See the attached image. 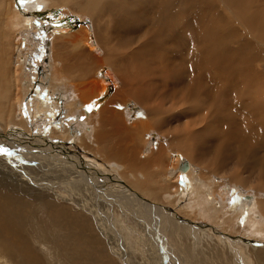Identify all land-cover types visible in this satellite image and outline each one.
<instances>
[{
	"label": "rangeland",
	"instance_id": "rangeland-1",
	"mask_svg": "<svg viewBox=\"0 0 264 264\" xmlns=\"http://www.w3.org/2000/svg\"><path fill=\"white\" fill-rule=\"evenodd\" d=\"M5 1L6 0H3V4L0 7L2 10V12L0 11L1 19L6 18L7 13H9L10 5L13 7L15 4L12 2L10 4V2ZM30 1L37 2L38 0ZM47 1L48 2L45 8L38 7L35 8V10L33 9L32 11L21 15L22 18L24 16L23 19H25L26 25L22 26L17 34L12 35L9 40L7 38L8 42H11L9 46L11 48H9L7 52L3 51L2 54H0V79L2 78L5 79L7 83L9 82L10 79L7 69L11 66V60L15 59V66L18 68L19 72H22L19 83H21V87L27 88L25 92V99L27 102H25V105H30L31 101L34 99H41L43 100V105H45L46 108L35 117V121L33 122L34 125L31 123L32 129L29 130L30 127L27 128V136L32 137V141L34 142H40L39 140H34V136H38L39 134V137L44 135L43 140L45 143H48L47 141L51 139L63 142L64 147H59L55 150L59 149L61 152L65 153V155H69L71 159H74L72 162L75 163L77 161V164L85 165L84 167L86 170H84L85 172H82L85 174L84 176L95 178L94 182L98 183L91 186L93 194L89 191L88 192L91 195H96L97 197L99 196V198L95 202L92 201L95 203L94 207L92 206L93 203L90 202L91 205L90 203V206L87 205V210L82 209L72 201L70 202L68 200V198H72L69 192L65 193L63 190L59 191L60 187H58L56 190L53 189V191L56 192L54 195L52 190H48L50 186H44L46 185L44 182H50V178L46 175L48 173H45L44 171L40 172L39 175V179L43 183L37 182L35 185H33L29 179L32 177H28L26 174H19L17 172L16 168L14 167L15 160H13V157L10 156V150L8 149V154L3 153L1 155H6L9 161L7 159H2L3 161L0 160V178H3V182L5 180L11 184H20V187L18 188V196L23 199V202H21L22 204H19V206L15 207V209L19 207L16 209V211H19V216H16L13 219L16 220L15 222H17L18 219V222L21 224L23 221L24 230L22 233H20V237L18 235L16 236V232L12 234L14 237L4 236L5 234L0 232V234L3 233L2 235L4 236V238L0 237V264H264V239H261L257 234H247V232H249L246 226L247 223L241 224V218L238 214H236L237 212H235V215L233 216L229 211V209L234 206V204H237L235 200L237 202L241 200V196H243V200L240 202L245 203L247 208H251L253 205L254 207H257V211H259V205L264 207V178H262L257 171L259 166L253 168V172H250L249 170H245V172H242V170L240 172H236L234 160L224 162L225 166L224 163L221 162L212 164L210 163L211 153L201 151L200 149L198 150L197 147L194 148V150L193 148H188L192 151H187L188 153L185 154V150H182L184 149L182 146L185 144L181 142H174L173 144H170L168 142L169 140L167 139L170 136L168 133L166 134L162 131L164 133L163 136L161 131L154 132L146 125V120L141 118L143 107L134 101L133 98L128 99L126 97V101L124 102L122 99L118 100V103H116L117 106L115 108L116 115H113L111 110H107V105L108 103L113 102V97H118L116 96V92L125 86H120L121 75L119 74L118 78L114 75L116 72L109 70L112 68V66L110 65L109 61H105V55H103L104 58L102 57L101 54H104V52H102L101 46H98V44L94 43L101 40V42H104V40L101 38L102 33L100 28H92L90 21L91 12H98V10L101 8H108V2L105 0ZM122 1V3L130 4L131 7H133L132 4H136L138 2L133 8H137L143 3L148 4L147 2L145 3L144 0ZM191 1L193 3H197L199 0ZM200 1L206 2V0ZM207 1H209V4L210 2H213L210 4L212 5V11H215L216 14L222 18V20H219L223 22L224 25L222 26H226L225 20L227 21L228 14L230 17H236L232 6L227 5V1ZM188 2L189 0H184L185 4ZM214 2L216 4H214ZM251 2L254 3L250 4V9H244L243 12L245 14L254 15V13H256V15H259L256 11H258V8H264V0H250V3ZM180 3L181 0H176V2L171 7V11L180 9L177 8ZM152 12L147 13L149 16L147 18L153 22V24H151V26L148 28L154 31H162L159 22H156L154 19V11ZM174 15H172L173 19H167L168 22L167 20H164V27L166 30L165 34L166 38H168L170 35L168 38L169 40L173 34V30L172 27L170 29V25L172 26L173 23L180 22L179 15ZM206 23L208 24V21H206ZM232 24H234L235 31L241 29V26L237 24V20ZM167 25L169 28H167ZM197 25L199 24L197 23ZM197 25L196 27L200 29H197L198 32H202L203 29L206 30L207 33L204 34V37L207 40H209L207 36L210 37L211 40L213 39L211 37V35L214 33L212 28L202 25H199L198 27ZM219 26L220 25H218V31L220 30L219 34L223 35L224 32H222ZM229 26L231 28L232 25ZM2 29L3 27H0V30ZM138 29L140 30V28ZM110 30L111 32L113 30L111 25ZM178 31H182V29L179 30L178 28ZM136 32H138V30ZM138 34L139 33H137L138 37L133 35L132 38H136L133 40L134 43L132 42L133 46L132 44L130 45V50H134V47L137 48L139 45L138 42L142 43L143 38L140 37L143 35V33L141 36ZM190 35H192V27ZM242 38L243 36L241 39ZM137 40L138 42L135 43ZM140 40L142 41L140 42ZM234 40L237 41L236 34ZM209 42L212 41L209 40L206 44H210ZM93 43L95 45H92ZM18 44H22L20 46L21 49L19 50L17 49ZM207 46L208 45H206V47ZM229 46L232 48L231 44ZM206 50H208V47ZM55 51L58 53L56 57L58 61L61 59L59 61L60 64L56 66L57 72L60 71L62 74H59L64 75V77L68 79V85L73 89V91L77 93L80 92L82 100H79L81 103H86L87 106H92L90 111L88 110L87 106H84L78 110L79 117L76 115L71 116V114L67 112L64 99L59 94H55L49 90V79L51 78V73H53L50 66L53 62ZM16 52H19V54H17L18 58L15 55ZM78 52L83 54V56L80 57H83L82 61L80 58L75 56V53ZM164 53H166V51ZM257 53L262 54L259 59L254 58V55ZM90 54H92L94 57ZM73 55L78 59V61ZM206 56L208 57L209 54H206ZM236 58L238 61H234V58L232 59L234 64H253V69L256 74L264 78V38L258 50L243 54L239 53V55H236ZM99 60H102V62H97ZM77 62L81 63V65L85 68V71L87 72L85 75L88 74L84 77V79H81L84 68L78 67ZM69 63L77 64L72 66V68L74 67V70L71 68L65 71L64 66H71ZM97 63L99 64L97 65ZM101 63L102 65L100 66ZM205 63L207 65L211 62ZM105 64L109 65L111 68ZM2 70H4V72H1ZM212 70L213 66L211 65L208 69L211 74H203L202 76L203 86L199 98H201L203 102L201 101L199 103L198 108L187 107L183 105V109L181 108V110L180 108H178V110L174 109V113L177 114L179 121L175 124L172 123L170 128L167 127L169 129H165V132H168L166 130H169L171 131L169 134H171L173 128H183V125H186L187 122L193 120V118V121H195V118H199L201 114L206 112V107H208V102L206 100L209 99L206 94L211 93L212 91L226 93L227 96L232 97H244L247 95L249 96L257 94V91L253 88L250 89L248 93H243L240 91L239 87L243 82L246 86L250 85L247 79H245V76L238 77L233 83L230 79L218 77L213 73ZM190 71L191 70H184L183 75H181L185 83L188 81ZM163 83L166 85H162ZM174 83L175 82H172L171 80H168V82H162L161 86L164 90L161 88L160 93L164 94L166 90L168 94L170 92L172 93V88H175V86L173 87V85H175ZM137 85H134L133 89H135ZM103 86H105V95L96 96L97 91H100ZM169 86L172 88L169 89ZM166 87L169 90L166 89ZM6 88L7 85L4 83V81L0 82V97L5 95L7 90ZM191 102L195 103L196 99L190 98L189 103ZM27 106L26 108H28ZM167 106H170L169 102L164 105V107L168 108ZM119 108L120 110L122 108L123 115L126 112L130 115L124 116V119L127 121L126 127L128 130H134V133L130 132V134L127 135L128 137L125 136L127 140L124 139V137V140L122 139L120 141L118 139L119 141H116V143L115 139L113 140V137H111V144L106 145V143H102L100 138L103 135V131H107L111 135L113 133V127L105 122V120V123L102 122V117L104 119L108 118L110 121L118 119L117 115H119L120 112ZM248 109L254 110V113L256 112L252 101L246 106V111ZM82 111H89V118L86 119V131H83L79 126V121H82L83 119L81 114ZM243 112L244 110L240 112L238 109H235L233 105L230 106V103H228V105L224 106L223 113H221V115L220 112L216 111L211 114L209 120H206L204 128H201V130L198 132L199 134L196 133L199 127H195L194 129L191 128L194 126H189V132L195 136L205 133L204 135L207 138H205L203 135V139L208 142L216 140L215 138L213 139V135L223 138L229 143L230 150L232 151L233 149L234 158L237 156H242L246 162H248V159L254 160V164L256 165L258 161L264 160V131L260 136H254L253 139L250 140L249 134L253 132L252 129L248 128L247 133H242L239 131L238 135L236 128H233V126L228 124H242L244 119H251L250 115L253 117V113ZM161 117H166V112L163 113ZM68 119L70 120L68 125L69 128L66 127V121ZM46 128H48V130H46ZM182 128H180L182 131L187 129L185 127L184 129ZM226 129H232L231 134L235 135L234 139L221 133V130L223 132L226 131ZM137 130H139V133ZM10 131L14 132L11 127L4 129L0 126V139L5 141L9 138V143H12L10 142V138L14 136L12 133H10ZM136 131L137 134H135ZM141 131L143 134L146 131L148 135H141ZM189 132L186 134H189ZM181 134L184 136L186 135L184 132ZM84 135H89V140L81 139ZM182 135L181 137H183ZM92 136L96 137H94L93 140H96L97 143L92 140ZM135 136L138 138L137 141L135 140ZM158 138L162 141L157 140ZM237 139L238 144L240 142L243 143V153H241L239 147L234 148L237 146ZM138 140L140 144L136 145V143H139ZM143 140H145V143H149V146L145 151L142 147L144 145V142H142ZM80 141L82 144L84 143L82 146H78V142ZM88 141L89 143H87ZM122 141L125 143L123 144ZM118 142H120V144ZM208 142H203V144L207 145ZM96 144L98 145L96 146ZM99 144H105L107 149L109 148L110 150H115L116 152L112 151V153H110L112 156L116 155L117 160L115 159L116 161H112L103 159L101 154L105 155V151L103 150L102 146H100L98 150ZM12 146H15V148ZM90 146H92L93 149H95L94 147L96 146V152L98 154L94 152L95 150L93 151ZM109 146H111V148ZM131 146L133 148H131ZM137 146H139L140 151L138 150ZM209 146L212 148L213 144L211 143ZM11 147L14 149V151L17 150L14 154L12 153L14 158L16 160L18 159L15 161L17 166H19V164L23 165L25 170L28 171L29 169L27 168L33 164L22 154H19L20 156L16 155L19 150L23 149H19L16 145H14V143L11 144ZM35 149H31V153L36 151L35 155L39 158H42L44 155L41 153L43 155L42 156L39 154V150ZM47 149L51 151L49 147ZM89 150L95 155H93L91 152H88ZM99 152L101 153L99 154ZM179 152H181V154ZM53 156V160L49 158L45 159L49 160L45 162V164L50 165L49 170L53 174V182H51V184L53 183V186L55 185V178H63L66 176H70L72 181L78 182L79 180L75 179L77 177L76 173L72 175L70 170H67L65 173H63L62 167L53 166V163L58 164L59 161L67 164L68 162H66L64 156L59 154L57 155V153H53ZM261 156L263 158L260 159ZM79 157H83L84 160ZM143 158L144 162L141 161ZM178 159L180 162H178ZM145 160L147 161L146 164ZM184 161L189 163L194 169L193 176L196 179L195 183L201 181L200 184H206L205 191L207 190L206 192H210L208 198L211 197L215 201H218V203L221 202L223 204L217 211L215 216L217 218L205 213V210L201 204H196V202H200L199 195L194 199L191 197V193L194 191L191 189H194L193 182L190 185V190L187 191L186 194L181 193L182 190H180L181 188L179 186L180 180L178 179V182L175 185V175L173 176L167 174L169 169H175L176 167L178 168V166H180ZM152 162L154 164H152ZM114 163L120 165L118 170L117 168H114ZM131 163L135 165L132 166ZM145 165L147 166L145 167ZM53 167L54 169H57L59 173H63V175L60 176L55 172L53 173ZM100 178H102L103 181H101L102 179ZM70 179H68V181H71ZM124 179L126 181H124ZM65 180L63 181L64 183H66ZM118 181H122L123 183ZM79 182L76 185H81ZM81 182L83 183L84 181ZM137 185L141 186L140 190L143 191V194H148V192L151 191V194L146 196L149 197L150 200L152 199L155 204H145V208L144 205H140L136 200L130 198L132 195H124L125 193L123 194L122 192H119V190L123 192L136 190L139 192L140 190H137L135 187ZM105 188L106 190L104 191ZM205 191H202L200 195ZM76 192L78 195H82V192ZM213 193L214 195L212 196ZM60 194L63 195L59 197ZM245 197H250V200H248V202L244 201ZM128 198L129 200H127ZM195 200L197 201L195 202ZM130 201H133L131 202L132 204ZM96 202L99 203L96 204ZM123 202L126 205H122ZM131 206H138V209H141V211L148 210L150 222L152 223L151 227L140 222V215L138 218V215H135V211L132 209L131 211L133 212H131L128 208H132ZM147 206H152L153 208H151L153 210L149 207L147 209ZM90 209H94L95 213L97 214H94V212L91 213ZM139 211L140 210L137 212ZM96 215L99 217L98 219L96 218ZM146 216L147 215L145 214L141 217L143 218ZM258 216L259 218L256 221L261 223L263 217L259 212ZM153 217H156V219ZM97 220H99L100 224H98L99 222L95 223ZM100 225L104 226L102 229L103 234L106 233L107 235H105L109 236L111 240L114 241L115 247L122 251L121 253L111 250V247L108 244V238H106V236H104L99 230V227H102ZM34 228L36 229L34 230ZM22 244H24V246H22ZM158 244L160 245L158 246ZM115 253L119 256H116ZM235 254H237V256ZM22 255H26L25 257H28L23 258ZM238 255H240V257H238Z\"/></svg>",
	"mask_w": 264,
	"mask_h": 264
},
{
	"label": "bare ground",
	"instance_id": "bare-ground-1",
	"mask_svg": "<svg viewBox=\"0 0 264 264\" xmlns=\"http://www.w3.org/2000/svg\"><path fill=\"white\" fill-rule=\"evenodd\" d=\"M7 1L10 2V4H11V2L15 3V4L13 7L10 5L9 13H7L6 18H2V19L0 18V27H3V29L0 30L1 31L0 32V54H2L3 51L7 52L8 49L11 48V47H9L10 43H11V42L10 43L8 42L9 38L12 35H16L17 32L20 30V28L22 26L26 25V21H25V19H23L24 16L22 18L21 15H23L24 13H27L29 11H32L33 9L35 10V8H38V7L45 8V6L47 5V2H48L47 0H38L37 2H31L30 0H6L5 2H7ZM105 1L108 2L109 7L108 8H101L100 10H98V12H91V18H90L91 27L92 28H97V27L100 28L101 33H102L101 38L104 40V42H101L102 40L101 41L97 40L98 42H94L93 40H91V41L98 44V46H101V50H102V52H104V54H101V53L100 54L102 55V57H103V55H105V57H106L105 61H109L112 68L109 65H106V64L105 65L109 66L111 68V69L108 68L109 70L116 72L114 75L117 76L118 78H119L118 75L119 74L121 75L120 86H125L124 88H120L119 91L116 92V96H118V97L117 98L113 97V100H112L113 102L108 103L107 110L108 111L111 110L113 112V115H116L115 108L117 106L116 103H118L117 101L122 99L124 102V101H126V99H125L126 97L128 99L133 98L134 101H136L140 106L143 107L141 118H144V120H146V125L149 128H151L152 131H154V132H156V131L162 132L163 131L166 134L168 133V135H170V136L167 139L169 140L168 142L170 144H173L174 142L175 143L181 142V143L185 144L182 146V147H184V149H182V150H185L184 151L185 154L188 153L187 151L190 152L191 149L189 150L188 148H193V150H194V148L197 147L198 150L200 149L201 151L211 153L210 163H212V164L219 163V162L224 163L227 161H233L234 160L235 166H236V170H235L236 172L237 171L240 172L241 170H242V172H245V170H249L250 172H253V170H254L253 168H255L256 166H259L257 171L259 172L261 177L264 178V160L258 161V163L255 165L254 160L247 158L248 162H246L242 156H237L234 158V151H233V149H232V151L230 150V145L225 139L217 137L216 135H213V139L215 138L216 140H214V141L212 140L211 142H208V141H205V139H203V135L205 133L204 134L201 133L200 135L195 136L191 132H189L190 128L188 129L189 126L190 127L194 126V127H191L194 129H195V127H197V128L199 127L196 131V133H198L201 130V128H204L206 120H209V117L211 116V114L213 112H215V111L220 112V115H221V113H223L224 106L228 105V103H230V106L233 105V107L235 109H238V111H240V112L242 110H244V112L253 113V117H252V115H250L251 119H249V120L244 119L242 124L228 123L229 125L233 126V128H236L238 135H239V131H241L242 133H247V129L250 128L253 130V132H251L249 134V139L252 140L254 136H260L262 134V132L264 131V78L262 76L256 74V72L253 69V64L236 65L233 63V60L238 61V59L236 58L237 54L239 55V53L243 54V53H247V52H251V51H256L261 46V43H262L263 38H264V20H263L264 19V8L263 9L258 8V11H256V12L259 15H256V13H254V15L253 14H245L243 12V10L244 9L249 10L250 4H252L254 2L250 3V0H246V1L245 0H229V1L223 0V2L224 1L228 2L227 5L232 6V9L236 15V17H230V15L228 14L227 15V21L225 20L226 26L224 27V26H222V25H224L223 22L219 21V20H222V18L219 15H217L215 11H212V7H211L212 5H210V4L213 2H210V4H209V1H207V0H206V2L199 0L197 3H193L191 0H189V2L186 4L184 3V0H181V3L177 7L180 9H178L176 11H171V7L176 2V0H144V2L145 3L147 2L148 4L143 3L140 6H138L137 8H133V7L138 2L136 4H132L133 7H131V5L128 3H122L123 2L122 0H105ZM2 4H3V0H0V7ZM214 4H216V3L214 2ZM0 11L2 12L1 9H0ZM152 11H154V14H155L154 19L156 22H159V24L161 25L162 31H160V30L154 31V30H150V28H148L151 26V24H153V22H151L147 18V17H149L147 15V13L152 12ZM174 14L179 15V17H180L179 21L180 22L173 23L172 26L170 25V29L172 27L173 34L171 36L172 40H171V38L169 40L168 38L170 35L168 36V38H166V34H165L166 30L164 27L165 26L164 20L173 19L172 15H174ZM203 16H204V18H203ZM204 19L206 21H208V24L206 23V21ZM234 20H235V22L237 20V24H239L241 26V29H243V30L239 29V30L235 31L234 24H232V23H235ZM231 21H233V22H231ZM156 22H155V24H156ZM167 22H168V20H167ZM197 23L199 25H202L205 27L209 26L210 28H212L214 30V33L211 35V37L213 38L212 40L210 39V37L207 36V38H209V40L212 41V42H209L210 44H206L209 41L204 37V34L207 33L206 30L203 29L202 32H200V31L198 32L197 29H199V28L196 27ZM217 24L220 25L219 28L222 30V32H224L223 35L219 34L220 30L218 31V25ZM110 25L113 29L112 32L110 30ZM199 25H197V26L199 27ZM229 25H232L231 28ZM191 27H192V35H190ZM138 28H140V30ZM167 28H169L168 25H167ZM178 28H179V30L182 29V31H178ZM229 28H230V30H229ZM237 29H238V27H237ZM137 30H138V32H136ZM141 32L143 33L142 36H141V34H142ZM240 32H241V34H240ZM4 33L7 35H5ZM137 33H139V34L141 33L140 35L139 34L138 35L141 36L140 38H143L142 39L143 41L140 40V42L142 41V43L138 42L139 39L137 41H135V43L138 42V44H139L138 47L137 48L134 47V50H130V45L132 44L133 40H135V38L138 37ZM235 34L237 37V41L234 40ZM133 35H136V37L132 38ZM242 36H243V38L241 39ZM7 38H8V40H7ZM3 41H5V42H3ZM87 43L89 44L88 41H87ZM94 43L92 45H95ZM165 44H166V46H165ZM230 44L232 45V48L229 46ZM21 45L22 44L17 45L18 50L21 49V47H20ZM206 45H208L207 46L208 50H206L207 49ZM132 46H133V44H132ZM132 46H131V48H132ZM165 48H166V50H165ZM54 49H56V48H54ZM97 49H98V47H97ZM99 49H100V47H99ZM165 51H166V53H164ZM17 54H19V52L15 53L16 57L18 58ZM206 54H209V56L207 57ZM57 55H58V53H57V51H55L53 62L50 66L51 71L53 73H51V78L49 79L50 80L49 90L55 94H59L64 99V101L66 103L65 107L67 109V112L69 114H71V116L76 115L79 117L78 110H80L84 106H87V104L80 102V100H79V99H81L80 92L77 93V92L73 91V89L70 88L68 85V79L66 77H64V75H61L62 73L60 71L57 72L56 66H58L60 64L59 61L61 60L60 59L58 61V59L56 58ZM90 55H92V54H90ZM261 55H262L261 53H257L256 55H254V58L259 59ZM75 56L80 58L81 56H83V54L78 52V53H75ZM76 57H75V59H77ZM231 57H233L234 59ZM82 58H80L81 61H82ZM102 60H104V59H102ZM102 60L101 61L99 60L97 62L100 63V62H102ZM77 61H78V59H77ZM171 62H172V65H171ZM205 62H208V63L211 62V63L206 65ZM95 63H96V61H95ZM99 63H97V65ZM15 64H16L15 59H13V60H11V64H10L11 66L8 69L6 68L8 70L7 73H8L9 79H10L9 82L7 83L5 79H2V78L0 79V82L4 81V83L7 85V88H6L7 90H6L5 95L0 97V126L4 129L11 127L14 130V132L10 131V133H12L14 136V137H11L12 139L10 138V142H12V143H9V138L5 141L0 139V146H3V147H0V160L3 161L2 159H7L6 155H4V156H1V155L3 153L8 154L9 150H10L9 154H10V156L13 157V160H15V161L18 160V159L16 160L14 158V155H13L15 153V151H17V150L14 151V149H13V148H15V146H12L13 148L11 147V144L14 143V145H16L19 149L20 148L23 149V150H19L18 153H16V155L20 156L19 154H22L23 156H25L26 159H28L33 164L32 166L27 168V169H29L27 171V170H25V167L23 165H20L18 163L19 166H17V163L14 161V167L16 168V170L19 174H26L28 177L29 176L32 177L29 179L31 180V183L33 185H35L37 182H42L39 179V175H40V172L44 171L45 173H48L46 175L50 178V182H44L46 185L43 184L44 186H50V188H48V190L53 191V189L56 190V188L60 187L59 191L63 190L65 193L69 192L70 196H72L71 199L68 198V200L70 202L72 201L77 206H79L85 210H87L86 207H87V205H89L90 202L94 204V205L92 204V206L94 207L95 206L94 202L96 200H98L99 196L97 197L96 195H91V194H89V192L93 194V190H92L91 186L98 184V183L94 182L95 178H92V177L89 178V177L84 176L85 174H83L82 172H85L84 170H86L84 167L85 165L77 164L76 163L77 161L74 163V162H72V160H74V159H71V157L69 155H65V153L61 152L59 149H58L59 151L55 150L56 148H59V147L63 148L64 147L63 142H61L59 140L51 139V140L47 141L48 143H45L43 140L44 135H42V137L41 136L39 137L40 134L38 136L33 135L34 140L36 139V141L37 140L40 141V142H34V141H32L33 140L32 137L27 136V133H28L27 128L30 127L29 130L32 129L31 123L33 124V122L35 121L34 120L35 117L46 108H45V105H43V100H41V99H34L33 101H31L30 105L29 104H28V106L25 105V102H27L25 99V95H26L25 92H26L27 88L21 87V83H19V80H20V76H21L22 72L18 71V68L15 66ZM70 64H71V66H69V67H67L68 65L64 66L65 71H67L68 69H71L72 66L76 65L74 63H69V65ZM93 65H94V63H93ZM101 65H102V63L100 64V66ZM211 65L213 66L212 71L214 74H216L218 77H221V78L230 79L233 83L236 81V79L238 77H244L245 76V79H247V81L250 83V85L246 86L243 82L241 84V86L239 87L240 91L243 93H248L250 91V89L253 88L257 91V94H253V95H249V96L247 95L244 97H232V96H227L226 93H219V92L212 91L211 93L206 94V96L209 98L206 100L208 102V107H206V112L201 114L199 118H195V121H193L194 120V118H193V120L187 122L186 125H183L188 130L184 129V127L183 128L182 127H176V128L172 129L174 131V133L172 131L173 134L172 133L169 134V132H171L169 130H166L168 132H165V129H169L172 123L175 124L176 122L179 121V118H177V114L174 113L175 112L174 109L178 110V108H180V110H181V108L183 109V105H185L187 107L198 108L199 103L202 101V99L199 98L200 92H202V86H203L202 76H203V74H205V75L211 74L208 71V69ZM77 66L80 68L81 67L84 68L81 65V63H78ZM1 68H2V66H1ZM95 68H97V67H95ZM62 70H63V68H62ZM184 70H191L190 74L188 76V81L186 83H185L184 79L181 77V75H183ZM1 72H4V70H2ZM59 73H61V74H59ZM85 73H87V72L85 71V68H84L83 69V76L81 75L82 76L81 79H84V77L86 75H88V74L85 75ZM65 75H66V73H65ZM168 80L175 82L174 83L175 85H173V87L175 86L176 89L175 88L173 89L172 87L169 86V89L172 88V90H173L172 93L169 91L170 93L168 94L167 90H166L167 93L166 92H164V94L160 93L161 88H162V90H164L163 87L161 86L162 82H164V81L168 82ZM169 84H167V85H169ZM134 85L135 86L137 85V87L135 89H133ZM162 85H166V84L163 83ZM166 89H168V88L166 87ZM97 95L98 96L105 95V86H103L102 89H100V91L99 90L97 91L96 96ZM206 96H205V98H206ZM190 98L196 99V102L195 103H192V102L189 103ZM251 101H252L253 106L256 110L255 113H254V110H252V109H248L246 111V106L248 104H250ZM168 102L170 103V106L169 107L167 106L168 108L164 107V105L167 104ZM119 103H120V101H119ZM26 106L28 108H26ZM119 110H120V108H119ZM165 112H166V117H161V115ZM81 114H82L83 119H82V121H79V126L83 131H86V127H87L86 126V119L89 118V111H82ZM126 115L128 116L129 114H127V112H126L123 115V111L121 108L119 115H117L118 119H114V120L110 121L108 118L104 119L102 117V122H104V120H105V122H107L108 124H110L113 127V133L111 135L107 131H103V135L100 138L102 143H106V145L107 144L110 145L111 144V142H110L111 137H113V140L115 139V143H116V141H119V140L121 141L125 136L129 135L130 132L134 131V130L132 131L131 129L128 130V128L126 127L127 121H125V119H124V116H126ZM187 115H185V116H187ZM184 118H186V117H184ZM128 120H129V118H128ZM182 120H183V118H182ZM69 121H70L69 119L66 121V124H67L66 127L67 128H69V126H68ZM138 121H139V119H138ZM144 124H145V122H144ZM167 127H169V128H167ZM180 128H182L184 130L182 131V130H180ZM194 129H192V130H194ZM46 130H48V128H46ZM213 130H214V128H213ZM231 130L226 129V131H223V132L221 130V133H223L226 136L234 139L235 135L231 134V132H232ZM137 131L139 133V130H137ZM137 131L135 134H137ZM146 131L145 132L143 131L144 134L141 131L140 132L141 135H148V133ZM163 132H162V134L164 136ZM183 132L185 134L189 132V134H186L184 136L181 134ZM145 133H147V134H145ZM181 135L183 137H181ZM95 136H92L93 137L92 140L94 139ZM135 138H136V136H135ZM205 138H207V137L205 136ZM77 139H79V138H77ZM81 139L89 140V135H87V136L84 135L83 138H81ZM124 139H126V137ZM128 139H130V138H128ZM137 139L138 138H136L135 140L137 141ZM157 140H161V139L158 138ZM93 141L96 142V140H93ZM236 141H237V146L234 148L239 147L241 150V153H243V143L240 142L238 144V139ZM138 142H139V140H138ZM142 142H144V145L142 143V145H143L142 147L145 151L148 148L149 143H145V140H143ZM203 142H208V144L205 145V144H203ZM87 143H89V141ZM118 143L120 144V142H118ZM122 143H123V141H122ZM211 143L213 144L212 148H210V146H209V144H211ZM83 144L81 143V141L78 142V146H82ZM139 144H140V142L138 144L136 143V145H139ZM97 145L98 144H96V146ZM122 145H120V146H122ZM47 146L51 149V151L47 149L48 148ZM92 146H94V145H92ZM92 146H90V147L92 148ZM96 146L94 147L95 149L92 148L93 151L95 150L94 152H96V149H97ZM100 146H102L103 150L105 151V155L101 154V156H103V159L112 160V161L117 160L116 155L115 156L111 155L112 151H115V150H110L109 148L107 149L105 144H101V145L99 144L98 150H99ZM109 147L111 148V146H109ZM122 147H125V146H122ZM137 147H138V150L140 151L139 146H137ZM85 148H86V145H85ZM131 148H133V147L131 146ZM31 149L39 150V154L42 153L44 156L41 154L43 156L42 158L37 157L35 155L36 151H33V153H31L32 152ZM112 149H113V147H112ZM118 149H120V148H118ZM88 152H91V151L89 150ZM53 153H57V155L58 154L63 155L66 162H68L67 164H65L62 161H59L58 164L53 163L54 164L53 166L62 167L63 173H65L67 170H70L72 172V175H74V173H76L77 177L75 179H78L79 181L80 180L84 181L83 183L81 181L80 182L78 181L79 184H81V185H76L78 182L72 181V179H70V176H66L63 178H55L54 179L55 185L53 186V183L51 184V182H53V174L49 170L50 165L45 164V162H47L49 160H45V159L49 158V159L53 160V158H54ZM91 153H93V152H91ZM100 153L101 152H99V154ZM179 153L181 154V152H179ZM93 155H95V154L93 153ZM173 156H174V154H173ZM120 157H121V155H120ZM79 158L83 159V157H79ZM144 158L141 160L142 162H144ZM261 158H263V157L261 156L260 159ZM7 160L9 161V159H7ZM146 160H145V164L147 162ZM121 161H122V159H121ZM107 162H109V161H107ZM178 162H180L179 159H178ZM143 164H141V165H143ZM152 164H154V163L152 162ZM171 164H174V163H171ZM133 165H135V164H132V166ZM146 166L147 165H145V167ZM180 166H178V168L176 167L175 169L174 168L169 169V171H167V174L173 175V176L175 175L174 176V177H176V178H174L175 179L174 180L175 185L178 182V179L180 180L179 186L181 188L180 190H182L181 193L186 194V192L190 190V188H191L190 185L193 182L194 189L193 188H191V189H192V191L193 190L194 191H193V193H191V197L194 199L196 196L199 195V199H200L201 203L196 202L197 200H195L196 204H201L205 210V213H208L212 217H215L217 214V211L219 210V208H221V206L223 204L221 202L218 203V201H215L211 197L208 198L209 197L208 195L210 192L208 193V192H206L207 190L205 191V187H206L205 185L206 184L205 185L200 184L201 181H199L198 183H195L196 179L193 176L194 169L192 168V166L189 163H188V169L186 172H181ZM224 166H225V163H224ZM252 166H254V167H252ZM118 167L120 168V165L115 164L114 168L115 169L117 168V170H118ZM136 167H134V168H136ZM167 167H170V166H167ZM137 170H138V168H137ZM35 171H37V172H35ZM54 172L60 176L63 175V173H59L57 171V169H54V167H53V173ZM131 172H133V171H131ZM134 172H136V171H134ZM29 173H31V174H29ZM66 178L70 179L71 181H68V179H66ZM124 178H125V176H124ZM100 179H102V178H100ZM64 180L66 181L67 184L63 182ZM121 180H123V179H121ZM101 181H103V179ZM124 181H126V180L124 179ZM118 182H122V181H118ZM103 184H105V183H103ZM179 186H178V188H179ZM19 187H20V184H11V183L6 182L5 180L3 182V178H0V232H3L5 234L4 236L10 237V236H13L12 234L14 232H16V236L18 235L20 237V233H22V231L24 230L23 221L21 224L20 222H18V219H17V222H15L16 220L13 219L16 216H19V211L18 210L16 211V209H18L19 207L16 209H15V207L19 206V204H22L21 202H23V199H21L18 196V188ZM135 187L137 188V190H140L141 186L137 185ZM45 189H47V188H45ZM105 190H106V188L104 189V191ZM76 191L82 192V195L81 196L78 195ZM102 191H103V187H102ZM140 191L138 192L136 190H134V191L130 190L129 192H123V191L119 190V192H122L123 194L125 193L124 195H126V194L132 195V197L130 196V198H133L134 200H136L138 202V204L144 205L145 208H146L145 204H147V205L155 204V202L152 201V199L150 200L149 197L146 196V195H150L151 191H149L148 194L147 193L143 194V191H141V192ZM202 191H205V192L200 195V193ZM53 193L55 195L56 192L53 191ZM96 193H98V192H96ZM61 195H63V194H60L59 197H61ZM213 195H214V193L212 194V196ZM102 196H104V195H102ZM124 197H126V196H124ZM240 199L243 200V196H241ZM99 200H101V199H99ZM127 200H129V198ZM248 200H250V197L244 198V201L248 202ZM92 201H94V202H92ZM133 201H130V203ZM240 201L237 202L235 200V202L237 204H234V206H232L229 209L230 214L234 216L235 212H237L236 214H238L239 217L241 218L240 223L241 224L247 223L246 226H247V229L249 230V232H247V234H249V235H256L257 234L261 239H264V211H263L264 207L259 205V211H257V209H258L257 207H254L252 205L251 208H247L246 204L242 203ZM192 202H194V201H192ZM91 203H90V205H91ZM97 203H99V202H96V204ZM120 204H122V203H120ZM124 204L125 203L123 202L122 205H124ZM134 204H137V203H134ZM253 204H255V203H253ZM93 207H90V208H93ZM148 207L151 208L152 206H147V209H148ZM128 208L130 209V211L133 209L135 211V215L136 214L138 215V218L140 215L141 219L139 218V220L141 223H144L145 225H147V226L149 225L151 227L152 223L150 222L148 210L147 211H143V210L141 211V209H138L139 208L138 206L137 207L134 206L132 208L128 207ZM94 209H90L91 213L94 212V214H97V213H95ZM138 210H140V211L137 212ZM155 210H157V209H155ZM131 212H133V211H131ZM258 212L263 217V218L260 217V218H262L261 223L259 221L258 222L256 221L259 218ZM145 214L148 217L146 216V217L142 218L141 216H144ZM152 216H153V214H152ZM92 218H94V217H92ZM96 218L98 219L99 217H97V215H96ZM153 218L156 219V217H153ZM215 218H217V217H215ZM2 222H3V224H2ZM98 222H99V220H97V222H95V223H98ZM237 223H239V222H237ZM98 224H100V222ZM100 226H102V225H100ZM103 228H104V226H102L101 228L99 227V230L102 234H103V232H102ZM35 229L36 228H34V230ZM2 234H0L1 235L0 237L4 238V236ZM105 234H103V235L106 236L107 234L106 235ZM106 238H108L107 240H108V244L111 247V250H113L115 252H119V253L122 252V251L118 250V248L115 247L114 241H112L109 236H106ZM154 241H155V239H154ZM24 244H22V246H24ZM159 245L160 244H158V246ZM163 245H165V244H163ZM115 255L119 256L116 253H115ZM235 255L237 256V254H235ZM25 256H23V258ZM27 257H25V258H27ZM238 257H240V255H238ZM261 261H262V259H261ZM231 264H233V263H231Z\"/></svg>",
	"mask_w": 264,
	"mask_h": 264
},
{
	"label": "water",
	"instance_id": "water-1",
	"mask_svg": "<svg viewBox=\"0 0 264 264\" xmlns=\"http://www.w3.org/2000/svg\"><path fill=\"white\" fill-rule=\"evenodd\" d=\"M188 169V163L186 161H184L181 166H180V171L181 172H186Z\"/></svg>",
	"mask_w": 264,
	"mask_h": 264
},
{
	"label": "snow or ice",
	"instance_id": "snow-or-ice-1",
	"mask_svg": "<svg viewBox=\"0 0 264 264\" xmlns=\"http://www.w3.org/2000/svg\"><path fill=\"white\" fill-rule=\"evenodd\" d=\"M87 107H88V110L90 111L92 106H87Z\"/></svg>",
	"mask_w": 264,
	"mask_h": 264
}]
</instances>
